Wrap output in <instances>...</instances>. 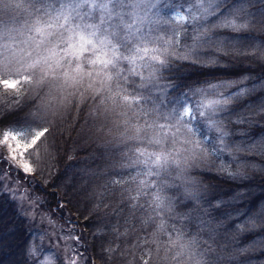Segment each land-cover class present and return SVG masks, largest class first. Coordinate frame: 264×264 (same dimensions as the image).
I'll return each mask as SVG.
<instances>
[{
	"label": "snow or ice",
	"instance_id": "obj_1",
	"mask_svg": "<svg viewBox=\"0 0 264 264\" xmlns=\"http://www.w3.org/2000/svg\"><path fill=\"white\" fill-rule=\"evenodd\" d=\"M257 2L262 7L254 13L249 11L252 0H233L231 5L226 0H0V91L6 104L17 108L25 93L39 90L36 100L42 99L23 122L0 126V163L6 165L0 169V191L17 203L22 223L56 227L42 211L39 197L22 191L15 181L6 186L7 169L25 178L35 175L44 163L40 151L52 118L69 106L84 105L91 107L97 131L112 135L120 145L112 167L122 178L111 183L127 216L136 221L129 227L131 221L125 218L123 225L112 224L101 235L108 258H119L122 264H220L225 257L209 241L215 243L232 214L213 213L231 201L208 199V189L188 173L210 154L230 151L224 123L229 106L258 85L247 75L189 84L180 73L183 66L208 67L230 53L264 65V45L253 41L240 48L233 41L241 37L224 39L225 31L264 29V0ZM210 17H215L211 25ZM257 115L264 116V104L237 122H250ZM201 126L214 136H201ZM247 150L264 155V141L251 142ZM221 170L228 172L226 166ZM228 174L245 178L239 170ZM246 195L234 193L233 200H245ZM181 207L187 211H178ZM115 214L119 219L121 207ZM246 215L249 228L255 229L257 221L264 225V208ZM192 224L196 232L190 231ZM12 227L9 221L0 231ZM234 227L244 230L239 224ZM61 239L65 255L46 250L40 236L29 237L26 264H79L81 254L67 241L78 246L80 236L69 230Z\"/></svg>",
	"mask_w": 264,
	"mask_h": 264
},
{
	"label": "trees",
	"instance_id": "obj_2",
	"mask_svg": "<svg viewBox=\"0 0 264 264\" xmlns=\"http://www.w3.org/2000/svg\"><path fill=\"white\" fill-rule=\"evenodd\" d=\"M231 3L233 0H226V5ZM252 5L249 11L254 13L262 7L257 0H252ZM214 20L215 17H210L208 23L211 25ZM212 34H218V30L213 29ZM233 35L241 37L233 41L240 48L248 47L253 41L256 45H264V29L259 26L249 34L225 31L224 39L228 40ZM188 43H191L190 39ZM180 75L187 77L189 84L236 81L247 75L258 85L254 93L234 100L229 106L230 111L224 123L230 133L227 143L233 145L230 151L210 154L206 160L190 168L188 175L208 189V199L231 201L229 207H222L213 213L217 217L225 213L232 214L230 220L223 221L225 227L219 229L215 243L209 241L216 252L225 257L220 264H264V248L260 247L264 243V225L257 221V227L251 229L244 223L250 210L254 214L255 209L264 208V155H256L254 151L247 150L251 142L264 141V116L257 115L250 122H237L264 104V65L251 56L230 53L221 55L216 64L208 67L183 66ZM37 95H41L39 90L21 95L17 108L7 105L0 91V126L23 122L29 112L42 103V99L36 100ZM91 111V107L84 105L76 108L69 106L54 116L48 125L50 135L40 151L44 161L41 170L27 179L18 175L13 177L24 184L32 196L43 201L42 211L60 225L71 226L75 234L80 236L78 248L86 257L87 264H122L119 258L110 259L105 254L102 244L105 247L107 244L101 235L108 234L112 224L123 225L125 218L131 221L129 227L136 221L127 216L128 210L122 207L120 193L111 183L114 179L122 178L114 174L117 169L112 167V163L119 158L120 145L113 140L112 135L97 131ZM198 122L199 117L194 126ZM200 134L214 136L203 126ZM236 145L244 150L237 151ZM222 166H226L228 172L222 171ZM0 169H6V165L0 163ZM237 170L245 178H233L228 174ZM123 180H130V177L123 176ZM241 191L247 194L246 199L233 200V194ZM117 207H121L119 219L115 214ZM178 211L187 209L181 207ZM19 212L17 203L9 194L0 191V227L9 221L13 222L12 228L0 231V264H26L25 241L29 237L34 239V234L30 223H22L23 217ZM237 224L242 225L244 230L238 231L234 227ZM189 229L191 232L197 231L194 224ZM202 238L207 239V235L204 234ZM108 239L111 240L112 236L109 235ZM245 247L249 251L240 254L239 250ZM229 257L234 259L230 260ZM133 264L138 262L134 261Z\"/></svg>",
	"mask_w": 264,
	"mask_h": 264
},
{
	"label": "rangeland",
	"instance_id": "obj_3",
	"mask_svg": "<svg viewBox=\"0 0 264 264\" xmlns=\"http://www.w3.org/2000/svg\"><path fill=\"white\" fill-rule=\"evenodd\" d=\"M7 170H8V175H9L10 179L6 180V182H5L6 186L11 185L12 182L15 181L22 186V189H21L22 191L28 192V189L26 188V186L24 184L20 183L18 180H16L13 177V176H16L17 174L14 171H12L11 169H7ZM29 177H27V178H29ZM28 193H30V191ZM25 207H27V205H25ZM46 214H48V213H46ZM53 220L55 221V224H56L55 228H53L52 226H50L46 223H41V222H31L30 223L31 224V230L34 234V240L36 239V237L40 236L41 239L43 240V244H44V247L46 250L51 249L54 252H59V253H61V255H65V241L61 239V236L67 235L69 230H71L73 234H75V232H74L73 228H71V226L60 225L55 219H53ZM42 232H47L48 235H41ZM67 243L72 244L73 247L76 248V251H78L81 254L83 259L79 262V264H87L86 257L80 251L76 242L73 240H69V241H67Z\"/></svg>",
	"mask_w": 264,
	"mask_h": 264
}]
</instances>
